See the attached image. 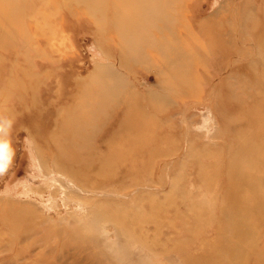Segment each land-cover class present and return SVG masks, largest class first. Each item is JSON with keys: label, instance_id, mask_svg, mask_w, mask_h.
Here are the masks:
<instances>
[{"label": "rangeland", "instance_id": "obj_1", "mask_svg": "<svg viewBox=\"0 0 264 264\" xmlns=\"http://www.w3.org/2000/svg\"><path fill=\"white\" fill-rule=\"evenodd\" d=\"M0 264H264V0H0Z\"/></svg>", "mask_w": 264, "mask_h": 264}, {"label": "bare ground", "instance_id": "obj_2", "mask_svg": "<svg viewBox=\"0 0 264 264\" xmlns=\"http://www.w3.org/2000/svg\"><path fill=\"white\" fill-rule=\"evenodd\" d=\"M200 130L204 135H210L212 133V131H213V118H212V116L209 115V116H206V118L204 117L203 126H202V129H200ZM34 160H35V158H34ZM42 169H45V167H43ZM40 173H41V171H40ZM53 173L59 174L61 177H55L56 176V174H55L53 176L54 178L50 179V181H48L49 178H45V180H46L45 186L47 189H43V188L41 189L40 188L38 190V189L30 188L28 190V188L25 187V188H27L28 193H30V192L37 193V195L41 196V197H43L45 193H49L52 197L53 202L57 199L58 195H61L63 193L64 194L63 200L65 201L66 205H68V203H70V202H76L78 204V206L85 208V213L83 215L85 217V219L86 220L91 219L92 208L90 206H88V204L86 202H82L80 200L75 201V197H76V194L78 192H87L88 190H85L80 185H78L77 182L73 179V177L70 176L66 172L55 169L53 171Z\"/></svg>", "mask_w": 264, "mask_h": 264}]
</instances>
